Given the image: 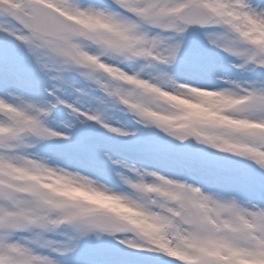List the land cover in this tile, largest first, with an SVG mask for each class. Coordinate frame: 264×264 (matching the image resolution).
<instances>
[{"label": "snow or ice", "instance_id": "obj_1", "mask_svg": "<svg viewBox=\"0 0 264 264\" xmlns=\"http://www.w3.org/2000/svg\"><path fill=\"white\" fill-rule=\"evenodd\" d=\"M59 7L109 21H117L119 18L120 36L93 37L97 44L109 49L107 54L98 57L100 64L110 66L117 74L112 75L102 69L84 71L54 53V41L50 37L59 34L61 28L44 0H15L11 7L0 8V32L15 37L28 54L27 72L22 71L12 59L0 58V99L12 103L11 110H0V264H20L22 258L30 259L29 249L16 243L26 241L28 236L24 233H33L32 237H44L46 233L61 227L71 231L64 233L67 242H58L53 248L60 255L73 251L80 237L106 232L119 240L125 253L131 250L130 255L112 256L109 264H210L208 261H196L194 257H182L166 244L138 246L130 243L122 233L114 231L113 225L105 223L107 213L101 207L74 201L64 197L62 193L43 191L38 185L19 186L4 179L8 175V169L14 167L13 157H18L21 153L39 154L48 157L53 164H64L66 168L78 169L118 188L122 187L116 174L126 172L132 161L113 159V150L95 141L87 128L81 125L94 121L120 136H130L133 130L113 123L96 107L89 106L92 90L99 89L104 94L102 100L122 106L128 111L126 105L116 100L122 91L116 85L125 84L131 78L142 79L152 71H160L156 68L144 71L143 76L136 75L143 61L136 44L145 39L138 33V26L150 33H169L171 35L167 37L181 38L175 36L182 29L172 21L177 15L176 5L172 0H59ZM180 7L185 9L181 19L186 24H195L201 10L194 0ZM251 7L264 9V2L251 0ZM90 47L95 50L94 45ZM236 68L242 73H251L252 76L257 72L264 74V51L254 55L252 62L246 66ZM241 81L251 83L247 84L242 95L235 94L239 103L230 105L219 113V119L204 118L192 122V133L188 135H196L195 144L193 139L186 138V134L165 129L164 133H170L168 136L174 139L169 141L159 137L150 141L146 145L148 159L135 163L163 171L173 178L207 186L209 191L231 195L235 193L229 185L248 184L255 177L237 175L235 169L220 155L227 153L253 161L254 172L264 181V161L256 160L252 153L237 155L214 146L215 139L221 132L251 136L258 143L264 144V131L228 127L230 120L264 123V82L258 83L251 78ZM60 105L69 113L67 120L56 119L55 113ZM215 115L217 114H213ZM137 123L142 125L141 122ZM43 141L54 143L45 145ZM38 144L40 147L36 151H27ZM197 145L207 146V149L214 151L199 149ZM67 159H73L77 163L68 165ZM81 161L85 163H80ZM115 166H119L120 170ZM23 192H27L31 200L22 199ZM240 198L253 204L251 200ZM254 205L264 209V195ZM253 215L258 221H264V211ZM188 219L191 223L197 222L195 216L189 215ZM52 243L47 241L48 245Z\"/></svg>", "mask_w": 264, "mask_h": 264}, {"label": "clouds", "instance_id": "obj_2", "mask_svg": "<svg viewBox=\"0 0 264 264\" xmlns=\"http://www.w3.org/2000/svg\"><path fill=\"white\" fill-rule=\"evenodd\" d=\"M14 2L0 0V8L11 7ZM188 2L172 0L177 12L172 21L182 29L175 36L181 38L150 33L138 26V33L145 37L136 44L144 65L160 71L116 85L122 89L116 100L126 105L142 125L154 126L163 132L170 129L196 141L195 134L188 135L192 133V122L219 119V113L239 103L235 94L242 95L251 82L220 76L217 79L223 81L222 85L208 87L181 81L165 68L176 62L184 44L183 37L192 25L211 29L203 33L207 43L236 57L239 61L236 67L246 66L254 55L264 51V9H253L251 0H194L201 15L195 24H186L181 19L185 9L180 5ZM44 3L61 28L59 34L50 37L54 41V53L60 59L84 71L102 69L117 74L110 66L100 64L98 57L107 54L109 49L97 44L93 37L120 36L119 18L109 21L66 11L59 7V0H44ZM144 65L137 70V76H143ZM11 109V102L0 99V110ZM228 127L264 131V123L254 120H230ZM214 146L237 155L252 153L256 160L264 161V144L251 136L221 132ZM12 163L14 167L8 169L5 180L19 186L38 185L43 191L62 193L74 201L103 208L107 213L105 223L113 225L114 231L122 233L130 243L166 244L182 257H194L196 261L210 264H264V221H258L253 215L264 209L254 202L250 205L242 201L238 195L205 190L186 179L173 178L135 162L128 164L126 172L116 174L122 186L119 188L78 169L53 164L39 154L21 153L13 157ZM21 198L31 200L27 192L21 193ZM189 215L197 217V222H189ZM105 234L108 233L100 232L96 237L99 239ZM16 243L29 249L30 259L22 258L20 264H60L54 257L37 250L47 244L44 237H28L25 242Z\"/></svg>", "mask_w": 264, "mask_h": 264}, {"label": "rangeland", "instance_id": "obj_3", "mask_svg": "<svg viewBox=\"0 0 264 264\" xmlns=\"http://www.w3.org/2000/svg\"><path fill=\"white\" fill-rule=\"evenodd\" d=\"M257 3L264 2L263 0H256ZM195 36V42H191V37ZM184 44L181 49V51L191 52L194 54H198L201 57L206 58H212V53L215 50H219L220 52H223L222 57H226L223 63H218L219 67L223 70H225L224 67L227 66V61L236 58L226 52H224L221 49H217L213 46H210L207 41L204 38V35H198V34H191V33H185L184 37ZM197 41V42H196ZM206 53V54H203ZM28 54L24 50L22 44L15 39V37H10L6 35L3 32H0V58L4 59H12L14 62L17 63L18 67L27 72L28 70V60H27ZM181 61V60H180ZM143 62V61H141ZM218 64H210L207 63L206 60L202 63L201 61L197 60L195 63H186V66L189 69L188 73L182 74L181 70L178 72L176 78L185 81L190 80L200 85H222L223 81L217 79L220 77L218 74ZM146 67V65H144ZM213 67V68H211ZM235 79L241 80V77L243 76V73H240L237 71V74L233 75ZM260 82H264V76L260 80ZM258 82V83H260ZM90 83V82H89ZM205 83V84H203ZM96 92L91 93L92 95V101L90 106L96 107L99 111H101L106 118H109L112 120L113 123L122 124L130 129L133 130V134L130 136H120L116 135L114 133H111L108 129L104 128L102 125L92 122V125L89 124L85 126L87 130L89 131L90 135L91 132L96 131V133H102L101 138L97 137V139H94L95 141L105 143V141H110L113 144L119 143L121 146H123L126 149V157L133 158L132 161H137L142 163L145 159H148V154L146 153V145L154 140L153 135L150 134L151 126H144L146 129L144 133H141L138 131L133 123L130 121V118L125 117L126 110L121 109L120 107L110 104L107 101L102 100L103 93L101 91L96 94ZM64 108L63 115H56L57 121L61 120H67L69 118L68 111ZM62 117V118H61ZM101 140V141H100ZM142 140L145 144L141 143ZM30 142V141H29ZM43 144H53L52 141H43ZM36 146H40L39 144ZM226 163H229L234 169L237 175L239 176H254L255 179L248 184H241V183H233L229 185L230 189L235 193L238 194L240 197L251 200L253 202H258L262 195H264V181H261L258 177V175L254 172L255 165L254 162L251 160H246L239 156H234L232 154L227 153H221L220 154ZM119 157L113 156V159H117ZM122 158V157H120ZM85 163V162H84ZM109 163H111L109 161ZM247 166V168L245 167ZM117 170L119 169V166H115ZM241 168L247 169L246 172L241 171ZM71 229L65 228L61 232L57 234V238H53L47 234L44 235V239L47 241H55V242H67V236L64 234L66 232H70ZM24 235L28 237H32L33 233H24ZM85 241L83 252L80 254H74V250H76L82 241V238L80 241H78L77 246L73 251H71L72 256L68 259L67 256L64 260H58L54 257L56 260L60 262V264H89V257L87 255L89 253H97L98 248L100 245L101 240H97L91 236H87L83 239ZM70 253V252H69ZM69 253H65L68 255ZM111 257H107L104 264H109ZM67 262V263H66Z\"/></svg>", "mask_w": 264, "mask_h": 264}, {"label": "bare ground", "instance_id": "obj_4", "mask_svg": "<svg viewBox=\"0 0 264 264\" xmlns=\"http://www.w3.org/2000/svg\"><path fill=\"white\" fill-rule=\"evenodd\" d=\"M192 56H187V59H192ZM0 95H2V93H0Z\"/></svg>", "mask_w": 264, "mask_h": 264}]
</instances>
